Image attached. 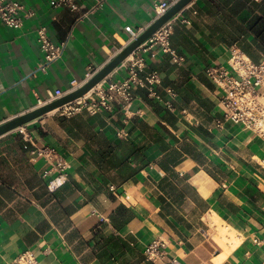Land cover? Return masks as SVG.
<instances>
[{
    "label": "crops",
    "instance_id": "1",
    "mask_svg": "<svg viewBox=\"0 0 264 264\" xmlns=\"http://www.w3.org/2000/svg\"><path fill=\"white\" fill-rule=\"evenodd\" d=\"M22 1L34 11L22 26L0 19V123L79 86L128 43L126 27L146 29L164 0H103L95 9L98 0H79V11ZM171 20L181 62L150 41L137 50L141 75L161 76L160 97L137 85L111 111L57 108L33 120L25 125L32 142L17 129L0 136V264H27L18 261L25 251L42 264H264V139L224 118L221 88L206 72L229 65L234 49L264 58V0H192ZM43 25L66 41L46 71ZM126 64L108 78L126 77ZM33 142L70 163L54 192L57 174L34 158ZM222 227L233 232L224 243ZM157 238L168 255L152 261L144 249Z\"/></svg>",
    "mask_w": 264,
    "mask_h": 264
},
{
    "label": "built area",
    "instance_id": "2",
    "mask_svg": "<svg viewBox=\"0 0 264 264\" xmlns=\"http://www.w3.org/2000/svg\"><path fill=\"white\" fill-rule=\"evenodd\" d=\"M176 1L164 0L157 3L155 19L163 15ZM50 3L54 7L63 6L75 11L80 10L79 0H50ZM102 4L103 0H98L93 9L100 7ZM87 13L88 11L84 12L83 15H87ZM33 14L34 11L27 10L22 0H0V19L10 26H22L25 16ZM126 29L130 32L128 43L138 37L144 30L134 29L132 26H127ZM37 32L38 42L44 52V60L40 63L39 69L46 71L51 63L62 56L66 41L55 42L50 36L48 27L45 25L39 27ZM172 32L173 23L172 20H169L145 42L150 41L153 44L160 45L165 51L171 52L176 61L181 62L183 57L176 54L171 46L170 37ZM143 44L122 62V64L127 62L128 72L126 77L112 79L107 76L83 96L59 107V113L61 115H73L83 111L90 114L111 111L115 104L125 105L129 102L134 96L133 89L137 85L148 86L152 94L159 96L155 90V85L161 82L160 74L157 71H151L145 76L141 75V72L145 70L146 60L142 54L137 53V50ZM121 49H116V53ZM98 69L90 71L85 81L90 79ZM206 72L221 88L222 94L219 99V105L223 110L224 118L243 124L264 139V58L260 62H256L242 50L234 49L229 59V65H210L207 67ZM67 92L58 89L50 93V97L45 103ZM170 92L175 94L172 89H170ZM165 102L168 106H172L171 100H166ZM221 123L219 122V125ZM25 125L20 126L17 130L23 134L27 142H32ZM27 142L26 147H29ZM32 144V153L36 154L34 158L37 156L44 158L49 165L47 172L57 174L48 182L49 190L54 192L66 181L70 163L56 147L52 145L38 146L34 142ZM111 188L113 191H117L114 185ZM144 252L149 260H165L168 255L167 243L165 240L157 238L145 246ZM18 261L27 264H42L31 251H25L20 254ZM170 264L181 263L176 257H173L170 260Z\"/></svg>",
    "mask_w": 264,
    "mask_h": 264
},
{
    "label": "water",
    "instance_id": "3",
    "mask_svg": "<svg viewBox=\"0 0 264 264\" xmlns=\"http://www.w3.org/2000/svg\"><path fill=\"white\" fill-rule=\"evenodd\" d=\"M192 0H177L171 7L160 17L155 19L138 37L127 43L118 53L111 57L94 75L80 86L68 91L64 95L43 103L30 111L19 114L11 119L0 123V136L16 130L20 126L28 124L33 120L48 114L57 108L83 96L90 91L99 82L109 76L118 66L122 64L142 43L156 32L163 24L171 20L179 11L187 6Z\"/></svg>",
    "mask_w": 264,
    "mask_h": 264
},
{
    "label": "bare ground",
    "instance_id": "4",
    "mask_svg": "<svg viewBox=\"0 0 264 264\" xmlns=\"http://www.w3.org/2000/svg\"><path fill=\"white\" fill-rule=\"evenodd\" d=\"M56 110H54V111H56ZM220 233H221V236L219 235L220 236V240L224 243V239H226V234H228V233L232 234L233 232L232 231L230 232L229 228H227V227H222Z\"/></svg>",
    "mask_w": 264,
    "mask_h": 264
},
{
    "label": "trees",
    "instance_id": "5",
    "mask_svg": "<svg viewBox=\"0 0 264 264\" xmlns=\"http://www.w3.org/2000/svg\"><path fill=\"white\" fill-rule=\"evenodd\" d=\"M264 34V31L261 33V32H259L258 33V36H262ZM263 38H264V35H263ZM254 58V60H256V61H258V59L256 58V57H253Z\"/></svg>",
    "mask_w": 264,
    "mask_h": 264
}]
</instances>
